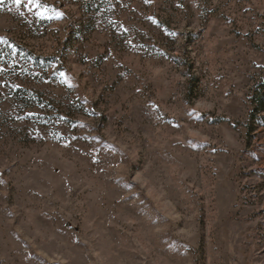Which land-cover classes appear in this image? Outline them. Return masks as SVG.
<instances>
[{
  "label": "rangeland",
  "instance_id": "1",
  "mask_svg": "<svg viewBox=\"0 0 264 264\" xmlns=\"http://www.w3.org/2000/svg\"><path fill=\"white\" fill-rule=\"evenodd\" d=\"M0 38L54 58L0 61V264H264V0H0Z\"/></svg>",
  "mask_w": 264,
  "mask_h": 264
},
{
  "label": "trees",
  "instance_id": "2",
  "mask_svg": "<svg viewBox=\"0 0 264 264\" xmlns=\"http://www.w3.org/2000/svg\"><path fill=\"white\" fill-rule=\"evenodd\" d=\"M14 55L23 56L24 60L31 68H36L43 71H47L49 68H51L54 62L53 57L36 56L31 52L25 51L18 44H14L11 41L0 38V61H3L1 59L5 56L12 57ZM188 73H190L188 75L190 83L189 94L191 98H193L192 94L194 95L196 92L198 79L191 74V71ZM17 92L27 96L29 101L34 102V106H40L42 108L50 106L47 101L43 100V95L40 94L39 91L18 86ZM250 102L252 105L251 117L264 120V78L254 83L251 90Z\"/></svg>",
  "mask_w": 264,
  "mask_h": 264
},
{
  "label": "snow or ice",
  "instance_id": "3",
  "mask_svg": "<svg viewBox=\"0 0 264 264\" xmlns=\"http://www.w3.org/2000/svg\"><path fill=\"white\" fill-rule=\"evenodd\" d=\"M14 2L17 4V5H19L20 3H21V0H14ZM32 2V0H29V3H31ZM59 15V14H58Z\"/></svg>",
  "mask_w": 264,
  "mask_h": 264
}]
</instances>
